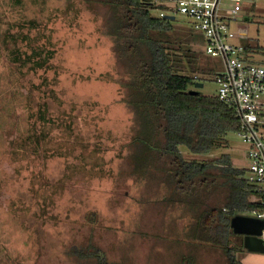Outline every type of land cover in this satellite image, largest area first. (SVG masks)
<instances>
[{
    "label": "rangeland",
    "instance_id": "374dc122",
    "mask_svg": "<svg viewBox=\"0 0 264 264\" xmlns=\"http://www.w3.org/2000/svg\"><path fill=\"white\" fill-rule=\"evenodd\" d=\"M176 21L191 46L206 54L202 33L184 17ZM101 23L85 0H0V29L11 24L17 37L11 47L51 52L48 68L40 70L10 64L4 50L0 55V264H80L71 248L90 235L110 263L176 264L177 247L163 240L164 218L149 203L154 187L123 175L133 121L124 90L110 80L117 66ZM232 30L236 43L264 48V0L248 6ZM207 58L214 75L225 71L221 57ZM249 60L264 66V53H251ZM214 75L201 77L203 88L193 90L216 96ZM12 79L18 83L8 84ZM40 109L46 121L39 119ZM32 122V132L43 135L40 144L33 138L9 151ZM227 139L229 147L210 158L228 154L246 170L247 144L237 133ZM90 212L99 219L93 228L86 220ZM192 250L195 264H226L218 249Z\"/></svg>",
    "mask_w": 264,
    "mask_h": 264
},
{
    "label": "trees",
    "instance_id": "16d2710c",
    "mask_svg": "<svg viewBox=\"0 0 264 264\" xmlns=\"http://www.w3.org/2000/svg\"><path fill=\"white\" fill-rule=\"evenodd\" d=\"M85 1L101 19V36L111 43L117 74L110 80L124 90L122 102L132 115L128 170L123 175L138 186L154 187L149 203L164 218L163 240L177 247L174 262L195 264L192 249L210 246L222 252L226 264H241L237 255L244 250L243 237L232 231L231 221L238 215L258 216L262 195L228 154L210 158L229 147L227 137L238 132L240 121L235 109L217 96L193 90L195 76L214 75L209 56L191 46L189 33L176 20L160 17L168 11L163 0ZM10 27L0 29V55L4 50L16 67L48 68L51 52L28 54L11 47L17 37ZM245 52L249 60L251 53H264V48L246 45ZM16 83L12 79L8 84ZM46 113L40 109L41 121L47 120ZM35 128L32 122L19 140L11 141L9 151L21 150L33 138L39 145L43 135L32 132ZM86 220L93 228L98 214L90 212ZM70 254L80 264H113L92 235Z\"/></svg>",
    "mask_w": 264,
    "mask_h": 264
},
{
    "label": "built area",
    "instance_id": "2783aa9c",
    "mask_svg": "<svg viewBox=\"0 0 264 264\" xmlns=\"http://www.w3.org/2000/svg\"><path fill=\"white\" fill-rule=\"evenodd\" d=\"M258 0H163L168 11L160 17H184L186 23L205 39V53L221 57L225 71L214 75L216 96L235 109L240 121L237 135L247 144L245 178L262 195V212L255 216L264 220V66L246 58L245 47L232 25L243 20L246 8ZM200 83L199 76L194 78ZM261 238L264 240V229Z\"/></svg>",
    "mask_w": 264,
    "mask_h": 264
},
{
    "label": "water",
    "instance_id": "95a60500",
    "mask_svg": "<svg viewBox=\"0 0 264 264\" xmlns=\"http://www.w3.org/2000/svg\"><path fill=\"white\" fill-rule=\"evenodd\" d=\"M166 19L175 21L174 16H168ZM196 89H202V83L195 84ZM232 231L243 237V246L250 252L264 254V240L261 238L264 229V220L257 217L238 215L231 221Z\"/></svg>",
    "mask_w": 264,
    "mask_h": 264
},
{
    "label": "crops",
    "instance_id": "0c3cea01",
    "mask_svg": "<svg viewBox=\"0 0 264 264\" xmlns=\"http://www.w3.org/2000/svg\"><path fill=\"white\" fill-rule=\"evenodd\" d=\"M240 256V259H239ZM237 259L241 264H264V254L258 252H250L244 248L237 255Z\"/></svg>",
    "mask_w": 264,
    "mask_h": 264
}]
</instances>
